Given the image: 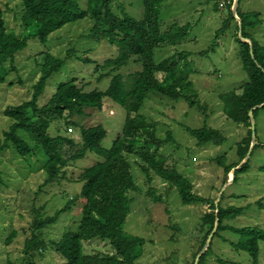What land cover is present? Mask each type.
Segmentation results:
<instances>
[{
	"label": "rangeland",
	"instance_id": "374dc122",
	"mask_svg": "<svg viewBox=\"0 0 264 264\" xmlns=\"http://www.w3.org/2000/svg\"><path fill=\"white\" fill-rule=\"evenodd\" d=\"M76 1L82 10L87 9V0ZM0 7L5 11L9 32L25 36L27 32L21 23L23 3L20 0H0ZM122 7L131 18L143 19V0H118L113 6L115 13L122 16ZM156 7L163 38L174 40L184 36L179 45L157 51L156 60L160 62L179 52L190 53L180 64L178 73L188 74V78H182V81H189L191 89L184 90V96L178 99L152 92L147 96L141 114L151 128L153 140H158L155 145H160L162 140L158 151L166 158L165 166L184 175L191 184V192L205 202L183 203L176 187L154 172L142 171L141 164L147 163L131 156L139 191L130 194L131 211L124 231L143 240L138 264H196L197 258L208 248L206 243L207 246L195 258L203 238V234L198 237L196 231L202 227L203 217L215 212L220 203L225 209H243L236 218L226 220L225 225L235 229H264V109L261 108L255 117L257 148L248 160V171L236 180L233 173L226 177L225 167L240 161L239 144L249 133L247 124L236 122L225 109V99L233 97L230 95L233 92L241 94L249 82L239 57L235 22L221 32L229 16L225 0H164ZM240 9L247 14H261L263 25L249 27L248 32L264 47V0H241ZM255 20L253 17L252 21ZM236 22L239 24L240 21L236 19ZM94 25L90 18L68 24L52 33L46 44L32 38L28 47L16 55L18 72H12L11 65H6V82L0 84V135L12 124V120L4 115L6 108L32 99V87L42 73V53L53 54L65 65L49 79L45 93L39 99L41 107L50 101L61 84L75 81L84 92H104L116 75L121 74L127 81L143 71V65L136 57L117 71L105 69L106 62L117 59L120 51L106 40L93 39L90 35ZM126 116L125 108L106 98L101 110L87 108L83 115L72 117L71 122L78 127L57 120L52 123L49 133L82 143L83 128L103 126L107 135L102 147L109 151L123 136ZM206 127L219 131L225 141L221 145H201L188 131ZM74 151L75 148L68 149L66 154ZM103 161L104 157L89 152L85 158L67 167L64 178L62 175L59 181L45 184L46 158L41 148L28 158L21 157L14 146L0 152L3 179L0 185V264L23 262L25 242L32 235L37 210L41 211L42 219H46L54 217L70 203V208L59 220L44 230L46 247L36 250L33 257L37 264L63 263L64 259L55 252L52 244L64 234L78 231L86 204L79 198L84 185L79 178L86 169ZM13 232L16 235L9 242ZM220 235L213 241V250L206 264H220L219 259L253 264L249 254L236 252L233 247L241 241V236L229 230ZM84 248L88 255H113L116 251L110 243L100 240L85 242ZM259 264H264V242L261 243Z\"/></svg>",
	"mask_w": 264,
	"mask_h": 264
},
{
	"label": "trees",
	"instance_id": "16d2710c",
	"mask_svg": "<svg viewBox=\"0 0 264 264\" xmlns=\"http://www.w3.org/2000/svg\"><path fill=\"white\" fill-rule=\"evenodd\" d=\"M20 1L24 6L21 23L27 32L25 36L9 32L5 11L0 7V84L6 82L7 64L11 65L12 72H18V67L15 65L16 55L28 47L30 39L36 38L46 44L49 36L55 31L86 18L92 19L95 23L90 35L93 39L106 40L119 48V57L108 60L104 65L105 69L117 71L128 66L134 57L139 58L143 65V71L135 73L127 81L121 74L113 77L110 87L104 92L98 90L84 92L75 81L61 84L50 101L41 107L39 99L45 93L49 79L61 71L65 65L53 54L42 53L40 55L42 73L38 82L32 87V99L6 108L4 115L12 120V124L0 135V152L14 146L21 157L28 158L35 154L37 149L43 150L46 158L44 168L47 174L45 184L59 181L62 175L64 178L67 167L85 158L89 152L104 157L102 163L86 169L79 178V181L84 183L79 198L84 199L86 204L78 231L64 234L52 246L55 252L64 259L61 264H138L137 260L143 252V240L128 235L124 231L131 211L130 194L139 191L135 181L134 166L131 162L134 159L131 156H136L142 162L147 163V165L139 163L142 171L154 172L176 187L183 203L205 202L204 199L191 192V184L187 178L183 177L184 175L178 173L175 168L165 166L166 158L160 156L158 151L162 140L159 139L160 145H155L158 140H153L155 137L151 134V128L141 114L150 93L159 92L178 99L184 96V90L190 88L189 81H182V78H188V74L178 73L180 64L185 62L190 53L179 52L160 62L156 60L157 51L159 53L168 46L179 45L184 36L174 40L163 38L158 22L159 10L156 5H161L164 0H143L144 17L140 21L131 18L123 7L122 16L116 14L113 6L118 0H87L86 10H82L76 0ZM234 2L235 0H225L229 16L221 32L230 28V24L235 22L239 57L249 77V82L243 87L241 94L233 92L230 94L233 97L225 99V109L236 122L247 124L249 133L239 144L240 161L231 167H225L226 177L247 156L252 144L250 111L264 103V47L255 40L253 34L248 32L249 27L262 26L263 20L260 13L247 14L240 11V0L237 11L242 24L240 28L232 12ZM253 17L256 18L254 22ZM241 29L244 39L250 40L251 44L239 38ZM106 98L121 105L127 112L123 136L115 141L109 151L102 147V141L107 135L103 126L83 128L82 143H76L74 139L63 135L54 137L49 133L52 123L57 120L60 122L65 120L66 125L78 127L71 122L72 117L83 115L87 108L101 110ZM185 99L189 100V98ZM260 109L254 111L255 117ZM188 131L201 145L208 143L221 145L225 141L219 131L207 127L199 130L188 129ZM153 147H155L154 150ZM74 148V153L66 154L68 149ZM248 169L249 161L235 172V180ZM2 184L3 179L0 172V185ZM70 206L69 203L68 207L58 211L54 217L46 219H42L39 214L41 211H36V220L31 228L32 235L25 242V257L21 264H37L33 260L35 251L43 250L47 244L44 239V230L54 225ZM214 211L203 217L202 227L196 231L198 237L203 234V238L198 252L195 253V258L205 247L218 221L217 231L200 258L199 264H206L213 250V241L227 230L241 236V241L233 245L235 251L249 254L253 264H259L261 243L264 242V229L259 227L235 229L225 225L226 220L236 218L243 212V209H225L220 203ZM15 235L16 232H13L9 237V242ZM93 240L110 243L116 250L115 254H86L84 243ZM219 262L220 264H242L224 259H219Z\"/></svg>",
	"mask_w": 264,
	"mask_h": 264
},
{
	"label": "water",
	"instance_id": "95a60500",
	"mask_svg": "<svg viewBox=\"0 0 264 264\" xmlns=\"http://www.w3.org/2000/svg\"><path fill=\"white\" fill-rule=\"evenodd\" d=\"M239 1L240 0H235L234 2V6H233V13H234V16L236 17V19H238L240 22V28L242 27V24H241V20L239 19L238 15H237V11H238V7H239ZM240 37L243 41H245L246 39H244L243 35H242V29L240 30ZM248 42L251 44V41L248 40ZM252 53H253V49H251ZM264 107V103L262 105H259V106H256L254 107L251 111H250V119H251V131H252V144H251V147H250V150L249 152L247 153V156L245 157L244 161L239 165V167H236L233 169L232 173H233V177L235 178V172L237 170H240L249 160L254 148L256 147L257 145V136H256V128H255V116H254V111L258 108H263ZM234 180V179H233ZM218 212V210H217ZM217 227H218V221H216V228L214 230V232L212 233V235L210 236L209 240H208V246L210 245L212 239H213V236H214V233L217 231ZM207 250V249H206ZM206 250H203V253H201V255L197 258V261H196V264H199V261H200V258L202 257V255L205 253Z\"/></svg>",
	"mask_w": 264,
	"mask_h": 264
}]
</instances>
